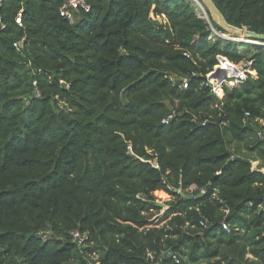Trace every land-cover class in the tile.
Returning <instances> with one entry per match:
<instances>
[{
	"label": "trees",
	"instance_id": "16d2710c",
	"mask_svg": "<svg viewBox=\"0 0 264 264\" xmlns=\"http://www.w3.org/2000/svg\"><path fill=\"white\" fill-rule=\"evenodd\" d=\"M85 1L72 22L66 0L0 2V264H87L76 229L99 264H264V45L211 40L191 0ZM213 2L264 33V0ZM219 55L256 77L217 97Z\"/></svg>",
	"mask_w": 264,
	"mask_h": 264
},
{
	"label": "built area",
	"instance_id": "2783aa9c",
	"mask_svg": "<svg viewBox=\"0 0 264 264\" xmlns=\"http://www.w3.org/2000/svg\"><path fill=\"white\" fill-rule=\"evenodd\" d=\"M1 1L2 0H0V2ZM89 9H90V6L85 0H66V3L60 8L59 13H60L61 16L65 17L70 22H72L74 20V11L82 10V11L88 12ZM20 18H21V11H19L17 13L16 17H15V22L17 24H19V25L21 24L20 23ZM208 23L210 24L209 20H208ZM210 26H211V24H210ZM2 27H3V24L0 21V28H2ZM221 33L220 34L217 33L219 37H223V35ZM223 38L224 39H228V40L238 41V39H236V38H233V39L225 38V37H223ZM252 41H254V43L255 42L263 43V42H259V41H255V40H252ZM21 44H22V41L21 42H15L13 44V46L18 50L19 47L21 46ZM224 59H227V58L224 57V56H220L219 55L217 57V64L215 66L219 65L221 63V61H224ZM227 60L230 61L229 59H227ZM230 62L233 63L234 65H236V63H234V62H232V61H230ZM251 65H252V61L251 60H245L243 62V64H241L240 66L236 65L238 67V69H239V72H238V74L235 77H228L227 74H225V73L223 74L222 73L223 72L222 69H220V71H219L220 72V76L223 78L222 84L220 85L221 88H222L223 85H225L227 87L237 86L240 83H242L247 78L248 75L253 77V78H255L256 74L252 70ZM215 66L213 67V69L210 72H212L214 70ZM207 75H206L207 84L210 86L211 91L215 94L217 87L211 85ZM185 85H186V83L184 81V86ZM221 97H219V98H221ZM248 114L249 113H246V115H248ZM171 116L172 115L169 114L168 116L163 118L161 120V122L163 124H167L169 119L171 118ZM257 135L260 138L263 137V133L262 132H257ZM155 166L157 167L156 164H155ZM262 172L264 173V170ZM176 192L180 193L181 190L179 188H177ZM203 193H204V189H201L200 190V194H203ZM259 207L264 208V196L262 197V200H261V202L259 204ZM199 224L203 228H206L205 221H200ZM221 227L224 230H228V225L226 223H224V222H222ZM39 235H41L44 238V237H46L47 233L41 231V232H39ZM69 235H70L71 241L76 245L78 253L83 256V258L86 260L87 264H99V253L92 249L93 248V243L91 242V240H89V237L87 236L86 233H82V232H80L79 230L76 229V230L70 231ZM86 248H90L91 251H85ZM173 258H174L175 262L179 261L178 258L175 255H173Z\"/></svg>",
	"mask_w": 264,
	"mask_h": 264
},
{
	"label": "rangeland",
	"instance_id": "374dc122",
	"mask_svg": "<svg viewBox=\"0 0 264 264\" xmlns=\"http://www.w3.org/2000/svg\"><path fill=\"white\" fill-rule=\"evenodd\" d=\"M191 4L194 6V9H195V12L196 14L200 17V18H203L206 22H208V19L211 18V15L208 13L207 11V8L204 4V2L202 0H191ZM213 21V20H212ZM212 30V35L210 36L211 40H212V37L213 36H218L217 33H221V31H217L216 28L212 27L211 28ZM222 35H229V36H232L236 39H242L241 37L237 36V35H234L233 33H228L226 31H224L223 33H221ZM219 37V36H218ZM224 37V36H223ZM223 37H221L222 39H224ZM244 40L241 44H243V46H240L239 49L246 55V58H249L251 55H252V50L248 47L250 45H264V42L263 43H254V41L252 42H246L247 39H242ZM249 41V40H248ZM239 42V41H238ZM245 61V60H244ZM244 61H241L239 63H236L237 66H240L241 64H243ZM236 66V67H237ZM238 68V67H237ZM210 82V81H209ZM211 83V82H210ZM211 85L215 86L214 84L211 83ZM228 85V84H227ZM216 87V86H215ZM222 91V88L221 86L220 87H217L216 88V92H215V95L217 97H221L222 94H223V91ZM263 127H264V120L260 119V118H257L256 119ZM257 132H262L263 133V137L264 138V128L263 130L261 129H258ZM257 138H258V135H257ZM229 148L233 151H235V149L237 148L238 149V152L246 157H251L253 158L254 156V152H251L249 151L245 145L243 143H236L234 141H231L230 144H229ZM254 161H257V163H255ZM260 164V160L257 159V160H253L251 162V165L254 167V165L256 166L255 168H257V166ZM193 189V188H192ZM154 197H155V201L154 203L159 206L160 210L158 213H156L157 211L155 209H150L148 213H153V215L151 216V219L155 220L156 218H158V216L162 215L163 212L170 206V203L174 201L173 197L171 195H165L161 192H155L154 194ZM11 263V261H8L7 263L5 264H9ZM11 264H15V263H11ZM69 264H75L74 262H71Z\"/></svg>",
	"mask_w": 264,
	"mask_h": 264
},
{
	"label": "water",
	"instance_id": "95a60500",
	"mask_svg": "<svg viewBox=\"0 0 264 264\" xmlns=\"http://www.w3.org/2000/svg\"><path fill=\"white\" fill-rule=\"evenodd\" d=\"M207 8L208 13L211 15V19L213 22L220 27L222 30L233 33L234 35H237L241 37L242 39L247 40H255L259 42H264V33H258L253 30L245 29V28H239L235 25H232L226 21L223 14L220 12V10L217 8L213 0H202ZM238 40L239 42H243L244 40ZM258 43V42H255ZM261 44V43H260ZM208 186H206V189ZM184 195V194H182ZM198 194L197 196H199ZM189 197L190 195H186Z\"/></svg>",
	"mask_w": 264,
	"mask_h": 264
},
{
	"label": "bare ground",
	"instance_id": "6f19581e",
	"mask_svg": "<svg viewBox=\"0 0 264 264\" xmlns=\"http://www.w3.org/2000/svg\"><path fill=\"white\" fill-rule=\"evenodd\" d=\"M225 38H230V39H233L234 37H231V36H229V35H223ZM246 42H252V41H246ZM236 66V65H235ZM220 69H222V68H220ZM220 69L218 70V71H216L214 74L212 73V72H210L208 75H207V77H208V79H209V81L212 83V84H214L216 87H219L221 84H222V81H223V78L220 76ZM222 73L224 74H227V76L228 77H235L237 74H238V72H239V69L237 70V72H236V74H234V75H228V70H224V69H222ZM212 74V75H211ZM211 75V76H210Z\"/></svg>",
	"mask_w": 264,
	"mask_h": 264
},
{
	"label": "crops",
	"instance_id": "0c3cea01",
	"mask_svg": "<svg viewBox=\"0 0 264 264\" xmlns=\"http://www.w3.org/2000/svg\"><path fill=\"white\" fill-rule=\"evenodd\" d=\"M255 163H257V161H254ZM256 166L254 165V167L251 165V169L252 170H257V168H255ZM264 169H261V171H263Z\"/></svg>",
	"mask_w": 264,
	"mask_h": 264
}]
</instances>
